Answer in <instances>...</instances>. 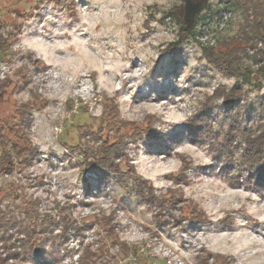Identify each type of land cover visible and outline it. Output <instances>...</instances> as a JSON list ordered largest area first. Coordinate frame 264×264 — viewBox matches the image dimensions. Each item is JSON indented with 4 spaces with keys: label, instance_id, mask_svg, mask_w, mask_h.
I'll return each mask as SVG.
<instances>
[{
    "label": "rangeland",
    "instance_id": "obj_1",
    "mask_svg": "<svg viewBox=\"0 0 264 264\" xmlns=\"http://www.w3.org/2000/svg\"><path fill=\"white\" fill-rule=\"evenodd\" d=\"M207 3L219 11L224 5ZM183 4L0 0L1 31L10 37L0 78L16 84L0 115L33 103L25 132L38 148L31 162L0 174V186L19 192L2 206L19 215L22 228L26 200L52 215L40 263L79 264L87 246L98 251L106 222L132 251L120 254L109 242L98 264H220L217 253L234 264H264L262 164L241 153L244 136L264 132V75L252 48L236 76L207 59L208 50L239 34L240 6L221 11L220 22L199 23L180 42ZM237 83L245 90L240 100L226 105L215 95ZM199 122L210 132L199 135ZM227 136L237 148L226 154L219 149ZM115 145L118 178L84 169L82 150ZM193 204L207 221H197ZM60 207L70 212L67 228ZM5 246L0 242V253ZM27 258L18 264H31Z\"/></svg>",
    "mask_w": 264,
    "mask_h": 264
},
{
    "label": "trees",
    "instance_id": "obj_2",
    "mask_svg": "<svg viewBox=\"0 0 264 264\" xmlns=\"http://www.w3.org/2000/svg\"><path fill=\"white\" fill-rule=\"evenodd\" d=\"M224 4L222 9L213 10L209 9L207 0H184L181 12L183 13V23L180 27L179 41L186 40L189 36L195 34V29L199 23L206 26L209 21H221V11H232L233 3L237 4L243 9L244 21L240 26L239 34L235 37L220 41V45L213 47L206 56L208 61L215 64L216 67L230 75L236 76L240 60L243 58V54L248 48H252L255 51L256 64L258 65V72L264 75V49L258 48V44L264 45V0H222ZM203 9L209 10V15L201 17V11ZM2 24L0 23V52L7 50L10 44V37L1 31ZM258 55L261 57L257 58ZM12 85L16 84L13 80H10L8 76L0 78V103L9 102L10 89ZM13 87V88H14ZM12 88V89H13ZM216 96H222L223 102L226 105H230L240 100L245 95V90L240 83L234 85L231 89L227 90L226 87H218L215 90ZM33 103L26 102L20 107L16 108L15 113L8 115H0V174L10 173L18 165L31 162L38 154V148L32 143L30 138L25 132V117L28 111L33 107ZM111 118L118 115L115 110L108 112ZM205 118H201L203 121ZM198 134H206L210 132L203 124L198 123ZM236 130L237 127H232ZM231 136L233 133H229ZM135 136V135H134ZM230 136H227V140L221 143L219 151L232 152L237 148L235 141ZM246 146L241 153L245 158L252 161L254 164L261 163L259 168L260 186H264V132L259 134H247L244 136ZM117 146L106 147L103 152L97 154H88L85 150L81 151L83 157L82 164L84 169H95L104 174L106 178L111 177L118 178L121 170V164L114 162V154L116 153ZM127 163V162H126ZM131 167V166H130ZM129 171H132L131 168ZM142 181V180H140ZM145 182V181H144ZM259 182V181H258ZM17 186L10 184V189L6 190L0 186V242L6 245L4 248L5 253H0V263L9 261V264H18L19 261L28 257V261L31 264H50L45 261L40 263L39 253L42 249L41 240L47 234L48 223H53L54 218L50 214L40 215L36 203L30 200H26L22 208V212L26 217L25 227L22 228L19 215H16L12 210L2 206V201L6 196H14L19 193ZM62 207H60L61 209ZM194 214H197L198 222H205L207 218L205 213L197 209V204H193ZM61 220H63V227L71 225L70 212L62 208L60 211ZM101 225L105 228V239L101 240V246L95 251L87 246L84 253L81 255L79 264H98L97 255L103 251H106L107 245L110 242L113 245H117L118 252L123 255H128L132 249L131 247L118 237V234L109 229L110 226L106 222H101ZM20 227V228H18ZM14 229H19L17 232ZM66 230V229H64ZM98 252V253H97ZM23 258V259H22ZM207 257L203 259L206 260ZM215 261L221 262L220 264H234V259L231 256L223 254H214Z\"/></svg>",
    "mask_w": 264,
    "mask_h": 264
}]
</instances>
